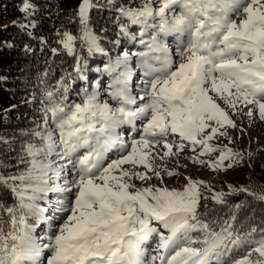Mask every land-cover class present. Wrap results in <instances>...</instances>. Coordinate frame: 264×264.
Returning a JSON list of instances; mask_svg holds the SVG:
<instances>
[{
    "label": "snow or ice",
    "instance_id": "snow-or-ice-1",
    "mask_svg": "<svg viewBox=\"0 0 264 264\" xmlns=\"http://www.w3.org/2000/svg\"><path fill=\"white\" fill-rule=\"evenodd\" d=\"M108 3L119 13L120 34L144 50L106 51L93 26V12L104 7L99 0H81L76 34L57 32L75 58L76 77L65 74L56 90H42L39 120L21 130L18 147L17 137L0 136V264H264V215L246 214L253 202L264 203V191H217L178 171L187 168L178 160L186 150L195 153L187 157L193 164L213 171L244 163L243 152L210 142L217 133L233 142L220 131L225 126L246 131L233 116L264 121V0ZM19 11L28 20L38 9L22 0ZM13 26L33 36L27 29L36 24ZM172 35L179 38L175 53L165 40ZM82 49L106 58L96 71L111 77L107 99L97 82L68 102L66 80H87ZM31 95L25 103L36 102ZM125 125L136 134L130 143L118 131ZM114 148L122 154L109 162ZM213 152L215 159H200ZM169 178L186 183L169 188Z\"/></svg>",
    "mask_w": 264,
    "mask_h": 264
},
{
    "label": "trees",
    "instance_id": "trees-1",
    "mask_svg": "<svg viewBox=\"0 0 264 264\" xmlns=\"http://www.w3.org/2000/svg\"><path fill=\"white\" fill-rule=\"evenodd\" d=\"M21 2L22 0H0V45L4 47L3 53H0V78H3L0 79V136L17 137V147L19 140L24 139L20 136L21 130L33 128L35 126L33 120H39L38 109L42 90H56L58 81L65 74L71 73L73 78L76 77L73 68L75 58L67 55L62 45L58 44L57 32L69 31L73 34L78 32L76 9L81 0H30L36 5L38 11L28 18L36 24V27H29L27 31H31L36 38L27 35L24 29L13 26V22L17 24L28 22L24 18V14L19 11ZM128 2L129 0H115L117 4ZM99 3L104 7L93 12V26L102 37L101 44L106 51L115 56L124 50L130 52L144 50L139 39L132 41L120 34L114 20V16L119 13L113 11L112 4H109L108 0H99ZM133 6H139V0H135ZM101 27L106 28L107 31H101ZM130 31L136 33L139 28L132 26ZM171 37L165 38L167 43L169 38L179 42L177 36ZM117 40L119 43L114 44L113 41ZM42 41H47V43ZM8 44L13 47L8 48ZM27 48L33 51H26ZM52 48H57L59 54H53ZM81 55L85 58L84 69L87 80H66V83H69L66 95L70 103L79 102L80 89L87 87L89 91H92L97 82L101 96L103 93L107 94L108 82L105 85V80L111 82V77L107 74L96 71L97 68H103L107 63L105 57L100 54L88 55L87 51L83 49ZM132 67L136 71L139 70L136 68V57H133ZM45 72L48 73V76L42 77ZM41 79H43V83H41ZM133 81H136V76ZM33 91L36 93V102L25 103L26 100L32 99ZM261 154L259 156L263 157L262 162L259 157L254 160L253 164L254 172L259 179H262L260 173L264 172V153ZM245 167V165H240L237 169L244 172ZM241 183L244 185V181ZM243 199V196L229 197L230 202L234 203H240ZM252 210H255V215L259 218L264 215V203L253 202L250 210L246 213L247 216L253 215Z\"/></svg>",
    "mask_w": 264,
    "mask_h": 264
},
{
    "label": "rangeland",
    "instance_id": "rangeland-1",
    "mask_svg": "<svg viewBox=\"0 0 264 264\" xmlns=\"http://www.w3.org/2000/svg\"><path fill=\"white\" fill-rule=\"evenodd\" d=\"M174 35H172L171 38H173ZM179 39V38H178ZM185 41L187 37L183 38ZM169 46L172 48L173 53H175V46L178 44L176 41L171 40L169 38ZM136 81H133V88L132 92L133 95L136 94L137 91H139L138 88L135 87V84L138 82L137 78L139 76V70L136 71ZM134 80V77H133ZM109 83L108 80H105ZM107 83V86H108ZM101 99H107V94L103 93L101 96ZM110 103H113L112 101H109ZM232 119L236 121L238 125L246 129V131L241 132L239 130L231 129L230 127L225 126V128L220 129L221 132L226 131L228 136L232 138V143L229 142V140L224 137L220 136L219 133H217V136L211 141L210 143L217 147H228L233 149L236 152H243L246 159L244 163L241 165H245L244 172H240L237 167L231 168L228 171H223L220 169H217L213 171L209 167H201L198 164H193L187 157L195 155L191 150H186L185 152L181 153L178 157L179 163L181 165H187V168H179L178 171L182 172L185 176H191L192 179L197 180H203L208 185H211L213 188H215L217 191H229L228 186L232 185L234 187H248L253 192H261L264 191V172L260 173L262 176V179H259L258 176L254 172V160L261 157L259 155H262L261 153H264V121H260L256 119L254 122L250 118H239V116H233ZM142 123L137 122V127L142 128ZM121 134V136L124 137L125 142L130 143L131 139L134 135H136L133 131L130 130V127L125 125L122 127V129L118 130ZM138 138V136H136ZM122 149L114 148L112 149L106 156V160L109 162L114 159L120 158L122 154ZM249 153L252 155L249 157ZM219 153L213 152L211 153V156H203L200 157V159H203L204 161H208L209 159H215ZM261 162L263 160V157L260 158ZM259 159V160H260ZM157 163H160L159 160L156 161ZM229 163V161H225V164ZM124 168L131 167L130 165H123ZM168 167L170 169H176V163L174 160H170L168 162ZM240 166H238L239 168ZM140 170H143L142 168ZM244 181V185H242L241 182ZM138 186H142L141 182L136 181ZM151 183L156 184L157 181L153 180ZM186 181L183 178L177 179V178H169L166 180V185L169 188H175V189H182ZM202 192L205 195L211 196L212 193L208 191L207 188L202 187ZM154 243L149 245L150 250L154 249ZM152 254H155L154 251H152Z\"/></svg>",
    "mask_w": 264,
    "mask_h": 264
}]
</instances>
